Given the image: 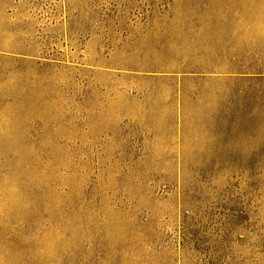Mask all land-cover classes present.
<instances>
[{
    "label": "rangeland",
    "instance_id": "374dc122",
    "mask_svg": "<svg viewBox=\"0 0 264 264\" xmlns=\"http://www.w3.org/2000/svg\"><path fill=\"white\" fill-rule=\"evenodd\" d=\"M0 264H264V0H0Z\"/></svg>",
    "mask_w": 264,
    "mask_h": 264
}]
</instances>
